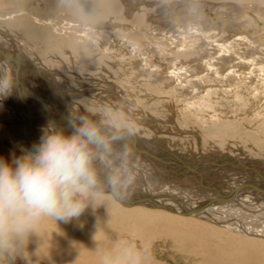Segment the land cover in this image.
I'll list each match as a JSON object with an SVG mask.
<instances>
[{"label": "rangeland", "instance_id": "rangeland-1", "mask_svg": "<svg viewBox=\"0 0 264 264\" xmlns=\"http://www.w3.org/2000/svg\"><path fill=\"white\" fill-rule=\"evenodd\" d=\"M145 1L153 2L154 4L152 3V6L140 5L141 10H137V12L133 13L131 12V14L127 13L125 7L126 3L123 0H105L101 3L97 2L98 4L95 5L94 13L100 10V4L114 5V3H116L118 8L117 15H111L105 18H102L104 14L101 15L102 21H99L100 23H95L92 29L84 30L91 33L86 36L83 30L79 32L76 29H66V27H62L61 23L62 19L68 20L69 18H73L77 22L79 21V25L82 24L85 27L89 24H93L81 17V14L85 11H79L78 14H75L74 11H66L67 14L70 13V15H64L61 13L60 8L58 11L54 8L56 0L52 1V3H55V5L53 3V11L50 9L45 11L38 10L35 4H30L33 1L28 3L22 0H0V31L3 29L1 32L7 34L9 38H16L13 39L20 47H18V50L16 49V52L22 51L26 58L30 59L35 65L46 68L55 75V78L62 87H69V89H71L67 91L68 95L73 101L80 104L77 105L78 108L76 109L81 111L80 113L84 115V118H89L90 120L95 119L98 121L99 125H105V132H117L129 136V138H127V143H125L129 145V147L135 146L140 151H144L142 145L144 141L159 138L157 142L160 143L162 141L166 149L179 151L182 154L221 153L225 154L227 158H237L236 161L239 160L238 158L264 160V55H257L259 57H256L257 59L248 57V52L246 53L243 51L242 45L238 44L236 47L232 44L233 42L230 43L231 38H226V40H223L224 42L221 43V39L227 34L223 36L220 35L225 29H221L218 26L213 28H216L215 31H219L220 34H217L216 37L206 38L207 41L209 40L208 42L205 41V39H192L193 37H188L186 39L188 34L184 37L186 40L184 38L182 39L183 41L169 37L167 39L165 37L159 38L157 36L160 35H156L153 32L156 27L154 24H151V27L150 24H147L149 26L146 25L143 29L136 27V23H139L137 22L138 19H148L159 10L164 13V15L166 14V16H173L174 14L180 16L181 13L185 14L186 11H189V15L192 14L190 16H195L196 14L204 15L212 25L215 22H218L219 25L222 23L224 24L223 17L229 19L234 18L237 24V26L235 25L236 30L234 33L235 35H239L238 31H242L243 29L236 27H239L238 24L247 27L244 22L245 18H250V20L257 23L259 27L262 26V21L264 19V6L262 2L264 1L179 0L181 5L179 4V8L176 7L177 10L170 9L172 8L171 6L164 8L166 4L176 2L177 0ZM250 1L251 3H249ZM11 5H13V7L9 9ZM194 5L196 6L194 7ZM122 6L124 8H122ZM99 14H101V11L98 12V15L96 13L97 16H99ZM238 18L241 21L238 20ZM146 22L149 23L148 20ZM192 22H195V20ZM110 23L111 25L114 24L112 25L114 28ZM161 24L163 27L164 24ZM186 24H188V22ZM152 27H154L153 30ZM182 27L183 25L180 28ZM78 28L80 27L78 26ZM80 29H82V27ZM109 34H112L115 38L114 41L115 43L117 42L116 44L114 43L115 46ZM246 34H249V32L247 31ZM3 36L4 35L0 33V45L2 46H0V48H4V50L7 49L6 51L9 53L4 52L11 55L12 50L15 52V49L13 45L7 43ZM99 41L102 43L100 44ZM211 41L213 43L215 41L216 43L212 44ZM119 43L121 44L119 45ZM215 44H224L225 47L230 49L225 50L223 48L224 50L220 49V52L218 47H214L216 46ZM231 44L234 47H232ZM156 45L164 47L165 50H160L158 48V54L155 49ZM11 46L12 48H10ZM179 46L183 48V50L181 48L179 49ZM175 47L176 49H174ZM208 47H212L210 53L207 52ZM138 48L142 50H140V53L144 57L143 60L147 61V64L154 66L155 64H159L158 66L165 65L171 69V65L175 67L179 66L180 61L185 63V68L192 66V63L196 61L202 60L205 63L200 70L201 72L199 71L197 74L200 77H195L196 65L194 67V72L186 73L188 76L183 72L182 75L180 74L181 72L178 73V76H171L170 74L168 76H158L157 74L140 70L144 65H137L136 63L138 56L135 51H137ZM232 48H234V50ZM233 51L236 52L234 53ZM181 53L185 55L189 54L185 57L184 54L182 56ZM252 60L254 63H250ZM190 69H193V67H190ZM185 76L187 78H185ZM3 83L7 82L4 81L0 84L4 85ZM38 83L37 85L39 87ZM190 84L192 87L189 86ZM43 85H45V83ZM39 92L44 94L45 90L41 87ZM57 113L61 115V111L58 108ZM80 120L81 119H79V121ZM5 132L0 130V140H2L1 137L5 135ZM130 135L138 139H134V137L132 138ZM115 149L117 152H121L119 149ZM125 152H127L125 154L129 159L137 157V153H134L133 150ZM225 161L229 163V161ZM152 163L155 162L152 161ZM143 167L145 168V166ZM148 168L149 167H146V171L150 173H148L149 177L147 175V178L150 179L152 178L153 172ZM162 170L166 172L165 168H162ZM203 173H205L204 178L207 181L209 179L208 176L213 172L203 169ZM134 176L137 179V174H134ZM162 177L163 176L158 179L162 181ZM199 181L200 180L197 182L199 183ZM166 183L171 189L178 191L180 196L191 199L190 201H193V203L197 201L195 199L196 197H201V191L205 192V190L199 186H195L194 188L188 185L185 189L183 185H178L173 181ZM230 183L232 184L229 185ZM230 183H225L224 185L227 187L232 186L233 188L238 185L237 183L234 185V182ZM159 193L161 192L159 191L158 194ZM108 197L112 196L109 195ZM113 200L112 198L109 199L114 206L120 207L117 202L115 205V201ZM89 207L92 208L91 211H87ZM89 207L79 217L82 223L86 224V228L90 227L88 223L89 218L98 217L99 202L97 201ZM120 208L125 211L143 209L153 213L157 212L161 214L166 213L169 216L171 215V213L169 214L163 210L150 209L149 207L142 208V206L138 205L133 208ZM115 212H119V210H115ZM172 216L177 219L192 220L205 225V227L212 228L216 237L214 238V236L210 235L207 238L213 239L212 241L214 242L212 243L222 247V249L228 250L237 239L242 238L248 241V243L236 245V247H238L236 250L239 249L246 253L248 261L258 260V258L261 260L260 256L263 255V252L259 245L264 243L263 238L248 236L240 232L236 233V231H231L220 225L218 226L217 223H212L207 219L190 216L179 217L173 214L170 217ZM133 218L131 216L126 220H120V229L124 231L125 236L130 233H135L141 240L151 241L153 245V256L157 261L163 262L164 264H206L203 262L202 255H200L203 252L200 253L194 250L196 253H187L175 247L180 244V242L190 244V242L179 238L175 232L198 233L202 238L200 240L205 243L206 240H203V237L208 235L206 233H209V229L204 230L200 225L195 223V225H193V223L190 225L184 222L182 224L181 221L172 220L168 225L158 224V229H155L154 226H145L140 230L134 225L136 224L135 222H138V220L142 221V219L137 218L136 215L133 216ZM50 220L51 219H45L44 221L47 224ZM127 220L135 224L133 225L129 223V221L127 223ZM138 225H140L139 222ZM163 226L165 227L163 228ZM194 226L196 227L194 228ZM160 227H162L161 230ZM233 238L235 240H233ZM201 241L198 242L200 246L203 245ZM254 241L255 243L252 244ZM212 253L211 250L204 252L207 257ZM20 260H23V257L19 256L13 258L0 254V264H19L18 262H20ZM261 264H264V260H261Z\"/></svg>", "mask_w": 264, "mask_h": 264}, {"label": "bare ground", "instance_id": "bare-ground-1", "mask_svg": "<svg viewBox=\"0 0 264 264\" xmlns=\"http://www.w3.org/2000/svg\"><path fill=\"white\" fill-rule=\"evenodd\" d=\"M22 1H26L28 3L33 1L30 4L33 5L35 4V7L41 11H45L48 9L53 11L54 8L56 9V11H58L60 8L61 13H63L64 15H70V13L67 14V12H72V11H74L75 14L76 13L78 14L79 11H85L81 14L82 16L81 15L80 16L85 18L89 23H93V24H89L87 27H85L82 24L79 25L80 24L79 21L77 22L73 18H69L68 20L70 21H68L67 19H62L61 23H62V27L63 28L66 27V29L68 28L70 30L76 29L79 32H82L83 30V33L86 36L91 33L84 30H88L90 28L92 29L95 23H100L102 21L101 20L102 18L111 15L113 16L117 15L116 13L118 10L116 3H114V5L100 4L105 0H56V5L53 2L55 6L52 3V1L55 0H22ZM123 1H125L126 3L125 7L127 13L130 14L131 12L133 13V12H137V10L138 11L141 10V6L144 5L152 6L153 3L145 0H123ZM177 1L166 4L164 8L171 6L172 8L170 9L177 10L176 7H178L179 4L181 5L180 1L179 0ZM257 1H264V0H256V2ZM97 2H100L99 11H101V14H99V16H97L99 11L94 13V8L96 7L95 5L98 4ZM249 3H251V1ZM262 3L264 6V2ZM225 4L228 5L227 3ZM123 6L122 8H124ZM195 6L196 5H194V7ZM12 7L13 5L9 6V9ZM189 13H190L189 11H186L185 14L181 13L182 16L181 15L179 16L177 14H174L173 16H166V14L164 15V13L160 12L159 10L158 12H156V14L151 15L148 19L145 18L138 19L137 22L139 23H136V27L143 29V27L145 28L147 24H150V27L151 24L152 25L154 24L156 27L155 28L152 27V30L154 28L153 32L156 35L159 34L160 36H157L159 38L165 37L167 39L169 37L181 41L186 36V34H188L186 36V39L188 37L189 38L193 37L192 39L195 40L205 39V41H207L206 38H212L213 36L216 37L217 34L218 35L220 34L219 31L217 30L215 31L216 28H213L218 26L221 29H225V31L221 32L220 35L223 36L224 34H227L224 36L225 38L223 37L221 39L222 40L221 43H223L224 42L223 40H226V38L228 39L231 38L230 43L233 42L232 44H234V46L236 47L238 46V44L242 45L243 51L246 53L248 52V57H252V59H257L259 58L257 55L260 56L264 55V19L262 21L263 22L262 26L259 27L257 23L252 22L250 18L249 19L245 18L244 22L246 23L247 27L245 26L243 27L238 24L239 27L236 28H242L243 30L242 31L239 30L238 31L239 35H235L234 33V31L236 30L235 25L237 26V24L234 18L229 19L223 17L222 18L224 20V24L222 23L223 25L222 24L219 25L218 22H215L212 25L209 23L208 18L205 17L204 15L196 14L195 16H190L192 14L189 15ZM103 14L104 16L101 18V15ZM147 20L149 21V23L146 22ZM193 20H195V22H192ZM238 20L240 19L238 18ZM187 22L188 24H186ZM161 23L164 24L163 27ZM182 25L183 27L180 28ZM78 26L80 28L82 27V29L78 28ZM112 27L114 28V26ZM1 31H3V29H1ZM1 31L0 33L4 35L3 37L5 38L7 43L13 45V48L15 49V52L11 49L12 52L11 55H9L8 54L9 52L6 51L7 49L4 50V48L3 49L0 48V83L4 81H6L7 83L11 81L12 83V96L7 98L6 100L0 101V130H3L4 132L7 131L5 132V135L1 137L2 140H0V157H4L5 159L11 161L16 156H19L24 152L32 150L35 144L39 141L45 127L51 126L52 121H55V125L52 126L54 130H60L63 131L65 134H70L73 131V127L78 126L80 124L81 120L79 121V119L80 117H84V115L80 113L81 111H78L76 109L78 108L77 105L79 103L73 101L69 97L67 91L71 89H69V87L66 88L62 87L55 78V75H53L46 68L35 65V63H33L30 59L26 58V56L22 53V51L16 52V49L18 50L19 47L14 40L16 38L14 37H13L14 39L9 38L7 34H4ZM247 31L249 32V34H246ZM109 36L111 37V41H113V45H114L115 38L112 36V34H109ZM101 41H99L100 44L102 43ZM121 43H119V45ZM214 43L216 42L214 41ZM214 43L212 42V44ZM232 44L231 46L234 47ZM214 47H218L220 52H221L220 49L223 48L225 50L230 49L228 47H225L224 44H217ZM10 48H12V46ZM158 48L160 50L164 49V47L162 46L159 47L158 45H156L155 47L156 51L158 50ZM180 48L181 47L179 46V49ZM211 48L208 47L207 52L210 53ZM138 49L137 51H135V53L138 56L137 58L138 60L136 59L137 60L136 63L137 65L138 64L144 65V67H141L142 65L140 66L141 67L140 70L141 71L143 70L144 72H151L157 74L158 76L161 75L168 76L169 74L171 76H178L177 74L180 72L181 75L183 72L186 76H188L187 74L189 72L190 73L194 72L195 70L194 67L196 65L195 77H198L199 75L197 74L199 73V71L201 70L202 66L205 63L202 60L196 61L195 63H192L193 64L192 66H190L193 67V69H190L189 66L185 68L184 67L185 63L182 61L179 62L180 65L177 67L171 65V69L170 67L165 65L158 66L159 64L158 65L155 64L154 66L151 64H147V61L143 60L144 57L140 53L141 49L139 50ZM174 49H176V47ZM181 49L183 50V48ZM232 49L234 50V48ZM4 51L8 53H5ZM233 52L235 53L236 51ZM181 54L183 56L184 53ZM186 55L184 54L185 57ZM252 62L253 60L250 61V63ZM186 76L185 78H187ZM40 81H42L43 83ZM17 82L19 84L20 91L26 94V97L23 99L18 97L19 93L17 92L15 87ZM7 83H3V84L5 85ZM37 83L39 84V87ZM44 83L46 86L43 85ZM189 86H191V84ZM41 87L43 88V90H45V93L43 92L44 94L39 92V89ZM57 108L61 111V115L57 113ZM69 119H72L71 125L68 124ZM87 119L90 120L89 118ZM90 121L94 122L105 136L110 138L112 135H118L120 137V139L111 142V150H113V148L115 147L119 149V151L121 152H117L116 149L114 148L113 151L110 150L108 153L104 154L103 159H97L95 161V167L97 169V173L101 182L100 190L103 193L101 198L98 200L99 202L98 217L89 218L88 223L90 224V227L87 228H86V224L82 223L80 218L73 219L67 223L56 222L55 220L51 219L50 222L46 224V222L43 220L38 224L34 234L29 238L26 245H24L22 248L16 251L3 253V255H7L13 258L19 256L23 257V260H20V262L16 261L19 264H96L97 253L101 249L107 247L116 240H120L126 237L124 231L120 229L119 226L121 223L120 220H126L131 216L133 218V216L136 215L137 218L142 219V221H139L137 219L140 225H138V222H135L136 223L135 224L130 222L129 220H127L126 222L128 223L129 221V223L133 225L135 224L134 226H136L140 230L143 229L142 227L145 226L147 227L154 226L155 229H158L159 227L158 224L168 225L169 223H171L172 220L181 221L182 224L183 222L188 223L190 225L192 223L193 225L198 224L204 230L209 229V233H206L208 235L206 237L205 236L203 237V240H206L205 243L200 240L202 238L198 235V233L193 234L191 232L189 233L183 231L182 232L180 231L179 233L175 232V234H177L179 238H181L182 240H186L187 242H190V244L180 242V244L176 245L175 247L187 253L188 252L196 253L194 250L199 251L200 253L203 252L200 255H202L203 262H205L206 264H261V260H264V243L259 245V247L262 248L261 251L263 252V253L261 252L263 255L260 256L261 260H259L258 258V260L248 261L247 260L248 256L246 255V253L240 251L239 249L236 250V248H238L236 247V245L238 244L240 245L241 243L246 244L248 243V241L243 240L242 238L237 239L235 243H233V245L228 248V250L222 249V247H219L216 244L212 243L214 242L212 241L213 239L207 238L210 235L214 236V238L216 237L212 228L205 227V225L198 222H194L192 220L177 219L173 216L172 217L170 216L173 214L179 217L190 216L200 219H207L208 221L210 220L212 223H217L218 226L220 225L231 231H236V233L240 232L248 236L260 237L264 239V160H260V159L251 160V159L238 158L239 160L236 161L237 158H233V159L227 158L225 154H221V153L220 154L195 153L188 155L186 153L182 154L179 151H172L166 149L163 146L162 141L160 143L157 142L159 138L150 139L148 141L143 140L144 142L142 145L144 151H140L135 146L129 147V145L125 144L127 143V138H129V136H125L124 134L117 132H112V133L105 132L104 131L106 130L105 125H99L98 121L95 119ZM133 137L134 139H138L135 136H132V138ZM129 150H133L134 153H137V157L133 159L132 158L129 159L125 154L127 153L125 151H129ZM225 160L229 161V163H227ZM152 161H154L156 165L155 163H152ZM143 166H145V168ZM146 167H149L148 169L152 170L153 172L152 178L150 179L147 178V175L150 172L146 171ZM162 168H165L166 172H164ZM199 168H201L202 170ZM203 169L206 171L210 170V172H213L210 173V175L208 176L209 179L207 181L204 178L205 173H203ZM134 174H137V179L135 178ZM157 174L163 176L162 181L159 180L161 176H158ZM113 177L116 178L118 181L117 189H116L118 193L117 195H113L111 186L108 183V180ZM198 180H200L199 183L197 182ZM171 181L177 183L178 185L179 184L183 185L185 189L187 188L188 185L191 187L193 186L194 188L195 186L197 187L199 186L200 188H203L205 192L201 191V197L200 198L196 197L195 199L197 201L193 203V201H190L191 199H187V197H182L180 196L178 191H176L175 189H171L170 186L167 185L166 183ZM230 182H234V185L235 183L238 184L236 185L237 187L234 188L231 186L232 191H231V187H227L226 185H224L225 183H230ZM231 184L232 183H230L229 185ZM159 191L161 193L158 194ZM109 195L112 197H108ZM122 197L125 199H122ZM108 198L114 199L113 201H115V205L117 202L118 206L120 207L133 208L138 205V206H142V208L149 207L150 209L163 210L165 212H168L169 214L171 213V215L169 216L166 213L164 214L157 212L153 213L143 209L140 210L137 209L135 211L133 210L125 211L122 210L120 207L114 206L109 201ZM91 210H92L91 207L87 209V211H91ZM115 210L116 211L119 210V212H115ZM164 227L165 226H163V228ZM195 227L196 226H194V228ZM161 228L162 227H160V230ZM143 234L147 235L145 233ZM218 237L221 238L220 236ZM108 239L112 241H109ZM233 240L235 239L233 238ZM199 241L203 243L202 246H200V244L198 245ZM253 243H255V241L252 242V244ZM208 250H211L213 253L207 257L206 254H204V252ZM154 264H164V263L159 262L154 258Z\"/></svg>", "mask_w": 264, "mask_h": 264}, {"label": "clouds", "instance_id": "clouds-1", "mask_svg": "<svg viewBox=\"0 0 264 264\" xmlns=\"http://www.w3.org/2000/svg\"><path fill=\"white\" fill-rule=\"evenodd\" d=\"M15 87L25 98L18 82ZM10 96L11 81L0 85V101ZM80 119L70 134L54 130L52 121L32 150L11 161L0 157V254L26 245L41 221L77 219L103 195L95 161L120 137L109 138L94 122ZM108 183L117 195V179ZM96 264H154L152 242L130 233L101 249Z\"/></svg>", "mask_w": 264, "mask_h": 264}, {"label": "water", "instance_id": "water-1", "mask_svg": "<svg viewBox=\"0 0 264 264\" xmlns=\"http://www.w3.org/2000/svg\"><path fill=\"white\" fill-rule=\"evenodd\" d=\"M71 120H72V119H71ZM122 199H125V198L122 197ZM187 213H188V212H187Z\"/></svg>", "mask_w": 264, "mask_h": 264}]
</instances>
